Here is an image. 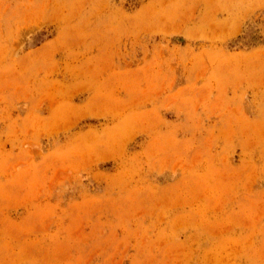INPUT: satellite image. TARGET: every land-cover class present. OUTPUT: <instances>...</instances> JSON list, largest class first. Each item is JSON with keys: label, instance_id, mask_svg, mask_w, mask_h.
Masks as SVG:
<instances>
[{"label": "rangeland", "instance_id": "obj_1", "mask_svg": "<svg viewBox=\"0 0 264 264\" xmlns=\"http://www.w3.org/2000/svg\"><path fill=\"white\" fill-rule=\"evenodd\" d=\"M0 264H264V0H0Z\"/></svg>", "mask_w": 264, "mask_h": 264}]
</instances>
